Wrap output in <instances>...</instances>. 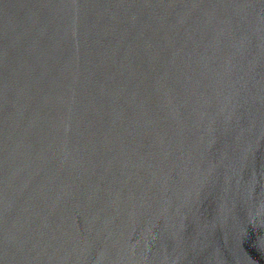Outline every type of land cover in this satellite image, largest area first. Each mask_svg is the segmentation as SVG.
Instances as JSON below:
<instances>
[{
	"label": "water",
	"instance_id": "1",
	"mask_svg": "<svg viewBox=\"0 0 264 264\" xmlns=\"http://www.w3.org/2000/svg\"><path fill=\"white\" fill-rule=\"evenodd\" d=\"M0 264H264V0H0Z\"/></svg>",
	"mask_w": 264,
	"mask_h": 264
}]
</instances>
